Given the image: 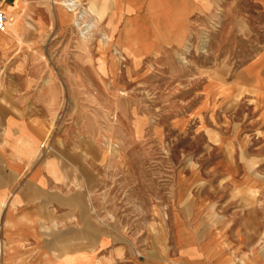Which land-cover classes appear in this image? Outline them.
Returning <instances> with one entry per match:
<instances>
[{
	"label": "rangeland",
	"instance_id": "rangeland-1",
	"mask_svg": "<svg viewBox=\"0 0 264 264\" xmlns=\"http://www.w3.org/2000/svg\"><path fill=\"white\" fill-rule=\"evenodd\" d=\"M262 3L222 0L212 21L178 43L165 39L185 38L178 19L194 3L152 9L132 34L90 1L81 0L94 10L90 35L62 0L11 9L0 31V107L45 117L47 147L98 150L84 155L102 188L88 197L83 227L100 234L84 243L109 237L123 253L165 261L175 213L199 211L224 227L253 205L264 244V100L243 69L264 55Z\"/></svg>",
	"mask_w": 264,
	"mask_h": 264
},
{
	"label": "crops",
	"instance_id": "crops-1",
	"mask_svg": "<svg viewBox=\"0 0 264 264\" xmlns=\"http://www.w3.org/2000/svg\"><path fill=\"white\" fill-rule=\"evenodd\" d=\"M33 1L4 0V10L10 14L16 6L22 9ZM82 1L96 3L109 26L128 31L137 27L135 18L149 21L152 9L194 3L178 19L186 26L181 35L185 38L165 39L170 43L184 42L191 30L212 21L222 7V0ZM165 16L161 17L175 19ZM263 60L264 55L261 59L257 55L243 67L258 100H264ZM48 131L45 117L20 116L0 107V264H264V244L259 242L262 218L253 205L236 212L224 227L207 225L199 211L175 213L174 244L165 261L123 253L125 248L112 245L109 237L84 243V234H100L98 228L83 227L92 217L88 197L102 188L98 164L87 162L84 155L97 156L98 150L50 143L47 151ZM99 250L107 254L100 255Z\"/></svg>",
	"mask_w": 264,
	"mask_h": 264
},
{
	"label": "bare ground",
	"instance_id": "bare-ground-1",
	"mask_svg": "<svg viewBox=\"0 0 264 264\" xmlns=\"http://www.w3.org/2000/svg\"><path fill=\"white\" fill-rule=\"evenodd\" d=\"M62 3L66 7V9L68 11H70V12H76V17H77L76 18V20H77L76 23H77V25L81 28L82 34L88 35L92 31V29L94 27V23H92V22H89L88 23L87 19L91 16V13L94 10L91 7H90V9H88L86 7H82L81 6V1H79V0H65V1L62 0ZM10 16L11 15H9V18L11 20V17ZM10 20H9V22H10ZM0 31H3V30H0ZM87 39H88L87 41H89L90 38L87 37Z\"/></svg>",
	"mask_w": 264,
	"mask_h": 264
},
{
	"label": "built area",
	"instance_id": "built-area-1",
	"mask_svg": "<svg viewBox=\"0 0 264 264\" xmlns=\"http://www.w3.org/2000/svg\"><path fill=\"white\" fill-rule=\"evenodd\" d=\"M9 15L4 10V0H0V30H5L8 27ZM46 150H50V147H47Z\"/></svg>",
	"mask_w": 264,
	"mask_h": 264
}]
</instances>
